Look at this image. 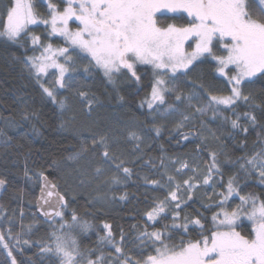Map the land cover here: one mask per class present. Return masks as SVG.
Returning a JSON list of instances; mask_svg holds the SVG:
<instances>
[{"label":"snow or ice","instance_id":"obj_1","mask_svg":"<svg viewBox=\"0 0 264 264\" xmlns=\"http://www.w3.org/2000/svg\"><path fill=\"white\" fill-rule=\"evenodd\" d=\"M43 5L45 12L40 11ZM39 24L47 26L48 37H59L63 44L53 47L51 42L45 44L40 36L32 34L29 26ZM0 40L25 50L31 43L33 55H25L21 63L61 114L69 105L68 97L62 96L60 90L78 97L89 112L101 103L76 86L74 73L80 64L85 75L98 70L114 88L121 80L140 86L144 80L140 66H147L143 69L145 74L151 70L149 91L140 101V107L146 106L147 115L152 117L148 132L141 135L131 124L113 125L107 131L82 138L79 149L67 157L77 165L75 179L81 185L95 184L99 189L102 185H120L130 178L132 169L127 166L126 154L118 151L121 135L116 134L117 127L121 134L126 132L124 139L133 145L135 154L142 151L141 143L150 132L157 137L161 135L162 126H157V117L180 116L174 131L183 140H189L191 135L200 136L203 142L206 139L203 133L181 131L197 115L203 117L211 112L212 120L220 119L245 136L250 126L258 125L256 110L264 116V100L258 102L250 92H245V88L258 80L264 81V0H42V4L37 0H0ZM209 59L214 61L213 71L227 81L226 94L200 84L203 94L194 90L185 95L183 81L197 70V62ZM45 77L49 79L45 81ZM171 97L175 102H169ZM118 99L122 101L124 97L118 95ZM180 104H186L194 112L180 111ZM241 106L246 109L242 113L238 111ZM23 118L27 120L28 116ZM67 123H61L60 127L66 129ZM259 127L264 130V124ZM211 134L219 139L215 132ZM228 135L232 136V132ZM258 139L260 150L231 161L233 166L238 165V171L226 181L216 151H209L203 170L180 161L175 167L176 175L168 173L165 158L161 157L162 175L167 177V183L143 179L147 184L165 188L167 195L145 213L144 228L131 241L123 232L117 241L108 223L103 224L104 234L100 235L95 225L75 209L69 217L66 210L71 202L57 190V184L44 172L34 177L26 168L27 180L40 185L36 208L44 220L40 221L34 213L33 222L21 226L30 233L34 225H48L50 231L38 242L39 250L41 258L55 257L57 264H264V197L241 195L243 188L239 183L242 175L245 179L255 175L258 183L264 185V138ZM141 159L136 156L137 161ZM189 169L191 174L185 171ZM182 174L188 178L181 182L177 176ZM7 184V179L0 178V189H5ZM217 184L222 191L216 192ZM201 185L212 188L208 196L211 203L203 207L218 209L211 216V228L206 227L207 219L198 209L194 215L181 216L182 206L193 200ZM234 196L239 197L240 203L230 208L228 202ZM126 198V194L120 196L121 200ZM169 214L171 222L157 228ZM20 216H24L23 209ZM244 219L250 222L246 234L238 230ZM94 230L99 247L82 250L80 238ZM197 232L196 238H191L190 234ZM7 239L11 240V235ZM16 243L20 244V234ZM129 243L140 250L136 258L125 252ZM23 245L33 246L27 239ZM0 246L8 250L11 264H17L3 233H0ZM103 246H108L107 257Z\"/></svg>","mask_w":264,"mask_h":264},{"label":"trees","instance_id":"obj_2","mask_svg":"<svg viewBox=\"0 0 264 264\" xmlns=\"http://www.w3.org/2000/svg\"><path fill=\"white\" fill-rule=\"evenodd\" d=\"M37 3L42 4V1L37 0ZM40 11L45 12L46 5L40 7ZM30 29L32 34L40 36L45 44L48 42L54 46L63 44L59 37H48L45 25H34ZM38 53L37 51L35 54ZM25 55H33L30 42L25 50L18 45L0 40V130L4 133L0 136V178L8 180L6 188L0 189V233H3L6 242L10 245L17 264L21 262L29 264V261L31 264H57L55 257L44 255L41 258L42 254L39 250L38 242L45 238L46 231H50L48 225H34L30 233L27 228L21 226L33 222L34 204L39 190V183H33L24 176L26 168L34 177L36 173L44 172L57 184L59 192L65 194L71 202L70 208L66 210L69 217L75 209L81 217L87 218L95 225L100 235L104 234L103 224L108 223L117 241L120 240L121 232L128 241H131L139 231L143 230L145 213L152 208L154 202L162 200L167 195L165 188L147 184L143 179L147 177L150 180H159L162 184L167 183V177L162 175L164 168L161 167V157L165 158L164 164L167 165L168 173L176 175L175 167L179 166L180 161H187L190 166L197 165L203 170L209 151H216L219 153L221 171L226 181L230 175L238 171V165L233 166L231 161L250 156L262 146L258 137L264 138V130L259 127L264 124V116L259 110H256V115L259 117L258 125L250 126L246 136L231 129L230 124H223L220 119L212 120L211 112L203 117L197 115L195 120L186 122L181 131L189 134L193 131L203 133L206 137L203 142L200 136L191 135L189 140H183L174 131L176 122L181 119L180 116L157 117V126H162L161 135L157 137L154 132H150L141 143L142 151L135 154H133V145L124 139L126 132L121 134L119 127L115 129L116 134L121 135L118 151L126 154L127 166L132 169L130 178L120 185L110 187L102 185L99 189L95 184L81 185L79 180L75 179L77 173L74 169L77 165L70 162L67 157L79 149L82 138L107 131L113 125L122 127L131 124L141 135L148 132L151 127L148 122L152 117L147 115L146 106L140 107V101L149 91L151 70L149 69L145 74L143 69L147 66H140L144 75L140 86L121 80L114 88L98 70H93L91 75H85L83 64H80L77 66L78 71L74 73L78 82L76 86L82 87L101 103L95 105L89 112L78 97L60 90L62 96L68 97L69 105L61 114L57 106L44 97L40 86L25 70L21 63ZM197 63L199 64L197 70L183 81V84H188V87H183V84L181 86L184 94L188 95L194 90L203 94L204 89L198 87L200 84L212 89L213 92L223 90L226 94L227 81L213 71L214 61L209 59ZM44 79L47 81L49 78ZM245 92H250L258 102L264 100V81L258 80L256 84L245 88ZM117 93L124 97L122 101L118 99ZM169 102H175L174 97H171ZM179 109L188 114L194 112V109L188 108L186 104H180ZM245 110L244 106L238 109L241 113ZM25 115L28 116L27 120L23 118ZM201 120L204 122L203 126ZM64 122H68L66 129L60 127ZM146 123L147 127H145ZM241 123L245 122L242 120ZM212 132H215L219 139L214 138ZM229 132H232V136L228 135ZM113 147L115 149V145ZM137 155L142 159L137 161ZM145 160L150 163L144 164ZM172 160L178 163L173 165ZM53 161L60 166L59 169ZM185 171L191 174L190 169ZM187 174L178 175L177 179L182 182L183 179L188 178ZM216 179L220 178L216 177ZM239 183L243 188L241 195L253 194L264 197V185L258 183L255 175L247 179L242 175ZM215 190L220 192L223 189L217 184ZM205 191L208 195H205ZM125 194L127 198L121 200L120 196ZM211 194V187L201 185L200 189L195 191L193 200L182 206L181 216L194 215L198 209L203 213V218L207 219L206 227L211 228V216L218 209L208 210L203 207L205 203H211L208 199ZM228 203L230 208L235 207L240 203L239 197L230 198ZM21 209L24 211L23 218L20 216ZM35 216L43 221L36 214ZM170 222L169 214L168 219L157 224L156 227L162 228L163 224ZM10 224L11 232H9ZM238 230L246 234L250 231V223L243 220ZM17 234H20L19 245L16 243ZM9 235L12 237L11 240L7 239ZM197 235L198 232L190 234L193 239ZM25 239L33 246H24ZM80 239L82 250L99 247L96 230ZM176 239L179 240V236ZM103 251L107 257L108 246H103ZM139 251L130 243L125 247V252L133 255L134 258ZM97 254L100 252L97 251ZM0 264H11L8 250L2 246H0Z\"/></svg>","mask_w":264,"mask_h":264},{"label":"water","instance_id":"obj_3","mask_svg":"<svg viewBox=\"0 0 264 264\" xmlns=\"http://www.w3.org/2000/svg\"><path fill=\"white\" fill-rule=\"evenodd\" d=\"M50 179V178H49ZM51 180V179H50ZM52 181V180H51ZM58 190V188H57ZM59 191V190H58ZM40 195V185H39V190H38V193H37V197ZM37 197H36V200H35V204H34V209H35V214L41 219V220H44V217L40 216L39 215V212L36 208V203H37ZM53 200H55V197L52 198Z\"/></svg>","mask_w":264,"mask_h":264},{"label":"rangeland","instance_id":"obj_4","mask_svg":"<svg viewBox=\"0 0 264 264\" xmlns=\"http://www.w3.org/2000/svg\"><path fill=\"white\" fill-rule=\"evenodd\" d=\"M41 1H42V0H41ZM41 25H43V24H41ZM31 26H34V25H30L29 27H31ZM61 45H62V44H61ZM56 46H58V45H55V46L53 45V47H56ZM186 47H187V46H186ZM188 51H191V49L189 48ZM38 54H39V53H38ZM38 54H37V55H38ZM222 78H223V77H222ZM244 220L247 221L246 219H244ZM247 222H249V221H247ZM249 223H250V222H249Z\"/></svg>","mask_w":264,"mask_h":264}]
</instances>
